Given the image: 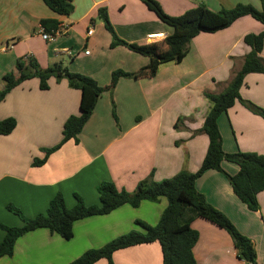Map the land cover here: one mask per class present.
Listing matches in <instances>:
<instances>
[{
  "label": "crops",
  "instance_id": "0c3cea01",
  "mask_svg": "<svg viewBox=\"0 0 264 264\" xmlns=\"http://www.w3.org/2000/svg\"><path fill=\"white\" fill-rule=\"evenodd\" d=\"M69 1L70 14L59 17L41 0H0V91L5 88L4 75L18 77V60L25 65L31 62L40 71L59 66L92 78L101 88L109 85L114 71L133 74L144 68L146 57L122 46L110 47L112 37L98 16L100 10L115 35L129 44L156 43L170 34L139 0ZM154 1L171 17L198 5L212 13L238 4L261 10L258 0ZM41 20L58 21L60 34L53 41L41 38ZM90 29L93 32L87 36ZM263 31V25L244 17L224 30L197 35L180 63L158 66L151 78H120L112 91L97 99L77 143L67 141L48 156L46 151L61 142L66 120L79 115L81 93L70 88L65 78H48L44 90L36 77L14 86L0 102V121H15L14 130L0 136V225L23 226L6 209L8 205L32 219L46 211L57 193L67 209L75 206L74 195L85 206H98L97 187L102 182L132 193L146 179L161 182L179 172L195 173L208 146L201 130L211 107L205 95H218L227 88L250 52L243 37ZM260 57L264 60V46ZM28 71L33 73L34 68ZM239 95L264 110V75H246ZM217 128L225 153L264 157V120L239 102L218 117ZM35 160L45 161L34 167ZM220 167L222 171L202 173L195 188L251 241L254 264H264V190L257 195L258 209L250 211L235 197L227 179L238 167L229 162ZM167 205L166 198L159 197L156 202L125 204L106 215L83 218L72 224L68 241L46 229L26 233L16 240L10 257H0V264H69L88 250L141 231L136 222L155 226ZM190 228L198 234L192 250L197 264H247L237 258L224 230L202 218H194ZM4 235L0 228V242ZM112 263L162 264L160 246L152 243L116 251Z\"/></svg>",
  "mask_w": 264,
  "mask_h": 264
},
{
  "label": "trees",
  "instance_id": "16d2710c",
  "mask_svg": "<svg viewBox=\"0 0 264 264\" xmlns=\"http://www.w3.org/2000/svg\"><path fill=\"white\" fill-rule=\"evenodd\" d=\"M41 1L59 17L69 15L72 10L69 0ZM139 1L170 29V34L165 36L162 41L138 45L120 40L113 32L105 11L98 12L105 30L112 37L111 48L122 46L148 59V64L138 72L130 74L121 70L114 71L111 73L109 85L106 88H101L92 78L81 74H71L59 66L40 71L31 62L25 65L18 60L16 63L18 77L12 73L3 76L5 88L0 91V102L14 86L32 77L39 79L41 90L47 89L48 78L55 77L56 79L65 78L70 88L80 91L79 115L66 120L61 142L51 150H47L46 156L59 149L67 141L72 140L77 143V136L89 119L97 99L102 92L112 91L120 78H151L156 74L158 66L170 62L180 63L186 56L188 45L194 37L201 33L212 34L224 30L238 19L250 17L264 26V0H258L261 5L260 11L250 5L238 4L233 9L212 13L205 6L198 5L177 17L164 14L154 0ZM40 24L47 33L57 30L59 26L57 20H41ZM242 42L250 49V52L243 58L240 70L234 74L222 93L205 95L209 99L211 107L201 130L208 139V146L200 167L195 173L179 172L161 182L146 179L139 182L132 193L118 190L110 182H102L97 187L98 206H85L82 200L74 195L76 204L73 208L67 209L62 195L57 193L50 200L46 211L32 219L25 218L18 209L8 205L6 209L17 216L23 226L8 228L0 225V228L5 232L4 238L0 242V257H10L16 240L26 233L46 229L68 241L72 238V224L75 221L106 215L125 204L137 207L141 201L156 202L159 197H165L168 203L167 208L155 226L151 227L142 222H136L135 224L141 231H130L99 249L88 250L69 264H95L100 260H105L106 264H113L112 254L114 252L152 243H157L160 246L162 264H197L192 250L198 240V234L190 228V223L194 218H202L224 230L233 242L237 258L247 264H254L255 252L251 241L241 235L226 217L211 207L195 188V181L205 171H222L220 167L222 162L233 163L238 167V172L234 176L227 175L233 194L250 211L258 209L257 195L264 190V157L255 153H225L222 150L217 128L218 117L226 113L235 102H239L249 112L264 120V110L249 101L242 100L239 95L246 75H264V60L260 57L264 46V31L258 34H247L243 37ZM32 68H34L33 73L28 71ZM14 128L15 121L13 119L0 121V136L10 134ZM44 161L35 160L32 166L39 167L43 165Z\"/></svg>",
  "mask_w": 264,
  "mask_h": 264
},
{
  "label": "built area",
  "instance_id": "2783aa9c",
  "mask_svg": "<svg viewBox=\"0 0 264 264\" xmlns=\"http://www.w3.org/2000/svg\"><path fill=\"white\" fill-rule=\"evenodd\" d=\"M92 32H93L92 29L88 30V31H87V36H90V35L92 34ZM59 34H60V31H59L58 29L55 30V31H53V32H50V33H47L46 31H44V29L40 31V36H41V38H42L43 40L47 41V42H51V41H53L54 38H55L56 36H58ZM150 38H153V37H150ZM84 54H85V55H88L89 52H88V51H84Z\"/></svg>",
  "mask_w": 264,
  "mask_h": 264
}]
</instances>
